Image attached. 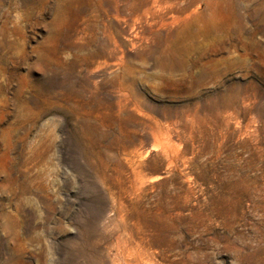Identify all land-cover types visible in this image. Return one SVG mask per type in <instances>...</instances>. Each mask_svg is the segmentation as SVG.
<instances>
[{
    "label": "rangeland",
    "instance_id": "1",
    "mask_svg": "<svg viewBox=\"0 0 264 264\" xmlns=\"http://www.w3.org/2000/svg\"><path fill=\"white\" fill-rule=\"evenodd\" d=\"M125 1L0 0V264H264L263 10L163 65Z\"/></svg>",
    "mask_w": 264,
    "mask_h": 264
},
{
    "label": "bare ground",
    "instance_id": "2",
    "mask_svg": "<svg viewBox=\"0 0 264 264\" xmlns=\"http://www.w3.org/2000/svg\"><path fill=\"white\" fill-rule=\"evenodd\" d=\"M255 1L258 3L257 8L264 12V0ZM155 2L156 7L154 6L149 11V8L145 6V0L125 1L127 11L136 14L130 19L127 34L129 40H135L140 44L159 43V57L163 65L180 60L179 49L181 50L182 47L173 40L178 33H189L192 46L195 47L202 43L200 53L203 49L206 54L215 50L222 53L229 52L231 46L228 41L238 37L232 36L233 31H231L230 24L223 22L226 16L237 15L236 5L232 0H155ZM140 13H143L145 18L142 22L139 21ZM214 40L224 41V43L222 42L216 49L212 46ZM131 43L133 48L135 44ZM250 50L244 48L242 51L249 54ZM110 52V47L104 48L100 50L99 55ZM179 158L177 150L167 151V167L174 166ZM134 264H142V260Z\"/></svg>",
    "mask_w": 264,
    "mask_h": 264
}]
</instances>
